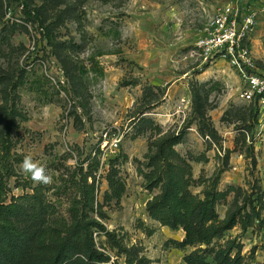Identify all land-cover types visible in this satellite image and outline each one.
<instances>
[{
  "label": "rangeland",
  "instance_id": "1",
  "mask_svg": "<svg viewBox=\"0 0 264 264\" xmlns=\"http://www.w3.org/2000/svg\"><path fill=\"white\" fill-rule=\"evenodd\" d=\"M229 1L25 0L28 8L39 9L41 23L57 40L82 44L72 53H61L81 66L77 71L86 87L85 110H73L69 81L54 49L41 37L42 29L25 22L22 0H0V76L8 83L18 66L24 71L17 93L26 117L11 134L13 175L7 178L5 202L38 188L53 209L45 218L69 221L70 207L81 192L80 170L84 173L91 165L94 205L98 203L103 216L89 214L149 264H186L184 256L195 247L176 246L175 241L185 237L184 229L161 225L146 210L147 201L161 191L147 189L149 181L142 175L150 169L147 155L156 151L154 143L160 137L182 136L174 148L190 163V193L199 198L214 188L226 193L215 207L219 219L234 207L235 199L239 204L244 195L254 200L252 192L260 193L264 178L263 155L256 148L257 105L240 98L241 81L225 61L200 70L190 57L209 19ZM246 6L256 12L250 45L264 74V0H247ZM196 82L208 91L200 111H194L191 101ZM208 127L215 138L206 134ZM112 139L118 140L117 146ZM26 155L45 167L50 184H38L21 172ZM198 156L206 160H195ZM110 171L124 186L119 201L106 199ZM91 181L88 177L87 183ZM262 201L264 205L263 193ZM262 217L261 223L244 230L236 223L215 245L233 240L244 262L262 264L264 210ZM93 237L111 262L125 264L124 254L117 255L103 232L94 230ZM207 259L212 261V256Z\"/></svg>",
  "mask_w": 264,
  "mask_h": 264
},
{
  "label": "trees",
  "instance_id": "2",
  "mask_svg": "<svg viewBox=\"0 0 264 264\" xmlns=\"http://www.w3.org/2000/svg\"><path fill=\"white\" fill-rule=\"evenodd\" d=\"M83 1L85 0H73L74 3ZM22 2L25 22L37 23L42 29L41 37L54 49V54L70 84L73 110L76 107L85 110L88 98L83 78L79 73L81 66L71 63L67 59L68 54H61L64 50L72 53L73 49H80L82 44L57 40L49 33L48 27L41 23L39 9H30L25 5V0ZM74 18L78 20L77 17ZM23 72L18 66L15 79L9 80L8 83L0 76V264H119L116 260L111 262L109 254L96 247L94 230L103 232L110 247L117 249V255L124 254L125 264H149L144 257L134 254L132 247L123 245L113 231L106 230L100 220L89 214L91 212L98 214V217L103 216L98 203L96 202V207L94 205L95 177L92 175L91 165H88L89 170L84 173L80 168L81 192L70 207L69 221L64 218H45L44 214L52 215L53 209L44 203L38 188H35L32 194L11 197L10 202H5L8 191L7 178L13 175L10 163L11 134L17 129L19 121L26 118L18 106L17 93L24 79ZM194 86L191 90V101L194 111H200L199 105L203 104V99L206 100L208 91L202 90L204 84L196 82ZM201 133L205 134L203 131ZM206 134L212 138L216 137L213 128L208 127ZM181 140L180 134L160 137L154 143L156 151L147 155L146 166L150 169L142 172L143 177L149 181L146 188L161 189L147 201L148 215L172 230L184 229L185 237L181 241H175L176 246L195 247L184 256L186 264H249L243 261L241 247L233 240H227L224 244L215 243L236 223L244 230L255 221H258V224L263 221L261 187L260 193L252 192L254 200L244 195L239 204L235 199L232 202L234 207L219 219L215 207L225 198L226 193L215 188L205 190L203 198L190 193L188 187L193 181L190 163L174 148ZM195 160L206 158L198 156ZM88 177L92 178L90 183H87ZM106 180L110 189V192L105 194L106 199L114 197L119 201L124 186L117 173L110 171ZM199 245H204L205 248ZM208 255L212 256V261L207 259Z\"/></svg>",
  "mask_w": 264,
  "mask_h": 264
},
{
  "label": "built area",
  "instance_id": "3",
  "mask_svg": "<svg viewBox=\"0 0 264 264\" xmlns=\"http://www.w3.org/2000/svg\"><path fill=\"white\" fill-rule=\"evenodd\" d=\"M246 3L247 0H230L220 7L192 44L190 57L195 59L200 70L221 60L237 73L241 81L240 98L257 105L259 130L256 148L264 159V74L257 69L250 45L256 12ZM107 134L106 131L103 142L107 141ZM111 143L117 146L118 140L112 139ZM261 191L264 195V178Z\"/></svg>",
  "mask_w": 264,
  "mask_h": 264
},
{
  "label": "clouds",
  "instance_id": "4",
  "mask_svg": "<svg viewBox=\"0 0 264 264\" xmlns=\"http://www.w3.org/2000/svg\"><path fill=\"white\" fill-rule=\"evenodd\" d=\"M253 83H256L254 80ZM21 172L30 174L31 179L38 184H50L52 177L46 173L43 165L34 162L31 155H26L19 165Z\"/></svg>",
  "mask_w": 264,
  "mask_h": 264
},
{
  "label": "crops",
  "instance_id": "5",
  "mask_svg": "<svg viewBox=\"0 0 264 264\" xmlns=\"http://www.w3.org/2000/svg\"><path fill=\"white\" fill-rule=\"evenodd\" d=\"M200 74H198V76H199Z\"/></svg>",
  "mask_w": 264,
  "mask_h": 264
}]
</instances>
